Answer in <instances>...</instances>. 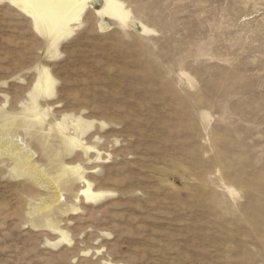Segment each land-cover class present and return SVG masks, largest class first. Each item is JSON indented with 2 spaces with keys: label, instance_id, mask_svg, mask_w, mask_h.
<instances>
[{
  "label": "rangeland",
  "instance_id": "1",
  "mask_svg": "<svg viewBox=\"0 0 264 264\" xmlns=\"http://www.w3.org/2000/svg\"><path fill=\"white\" fill-rule=\"evenodd\" d=\"M120 1L0 0V264H264V0Z\"/></svg>",
  "mask_w": 264,
  "mask_h": 264
},
{
  "label": "bare ground",
  "instance_id": "2",
  "mask_svg": "<svg viewBox=\"0 0 264 264\" xmlns=\"http://www.w3.org/2000/svg\"><path fill=\"white\" fill-rule=\"evenodd\" d=\"M22 8V10L31 16L34 20L35 26L38 29L44 27L48 34L69 32L73 22L80 20L81 15L90 5L92 0H13ZM100 13H107L118 20L126 21L129 19V11L125 8V5L120 0H105V6L99 10ZM45 92L48 93L52 89V80L50 73L46 71L44 79ZM59 127L62 128V124L59 123ZM74 145L80 143L74 136L67 137ZM8 142L4 144L7 146ZM18 148V144L14 145ZM6 148V147H5ZM31 157V156H30ZM22 158V156H21ZM23 167L27 165V159L24 158ZM36 166V165H35ZM22 167V168H23ZM26 173H30L33 177H42V173H35V167L30 166ZM22 171V170H21ZM25 172V170L23 169ZM41 172V171H40ZM36 175V176H34ZM45 175V174H44ZM57 190V189H56ZM56 192V191H54ZM82 193L87 200L94 199L100 195L99 192H95L92 189L90 182H87V186L82 189ZM52 196V195H51ZM62 194H54L48 198L46 206L40 208L38 211L44 208L50 207L60 202ZM47 201V200H46Z\"/></svg>",
  "mask_w": 264,
  "mask_h": 264
}]
</instances>
